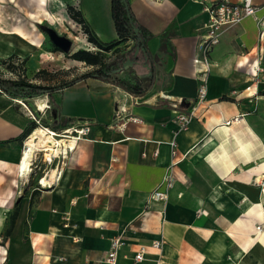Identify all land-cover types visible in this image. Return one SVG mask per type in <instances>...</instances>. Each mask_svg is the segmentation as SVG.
Masks as SVG:
<instances>
[{
    "label": "crops",
    "instance_id": "obj_1",
    "mask_svg": "<svg viewBox=\"0 0 264 264\" xmlns=\"http://www.w3.org/2000/svg\"><path fill=\"white\" fill-rule=\"evenodd\" d=\"M216 1L127 0L149 34L148 56L134 53L132 68L140 76L153 69V83L142 96L96 78L52 92L53 127L89 132L56 168L55 182L34 193L37 170L21 173L22 151L31 115L48 107L0 89V264H107L117 236L116 264H132L142 248L137 264H264V232L256 230L264 223V0L254 1L255 17L221 33L209 53L206 101L197 103L203 5ZM76 4L98 40L116 38L110 0ZM15 37L0 40L2 79L56 86L92 69L71 60L81 68L50 72L43 55L28 56L35 42ZM11 55L13 72L1 63ZM257 62L263 72L254 80ZM192 108L178 130L175 115ZM173 162L166 200L151 199Z\"/></svg>",
    "mask_w": 264,
    "mask_h": 264
},
{
    "label": "trees",
    "instance_id": "obj_2",
    "mask_svg": "<svg viewBox=\"0 0 264 264\" xmlns=\"http://www.w3.org/2000/svg\"><path fill=\"white\" fill-rule=\"evenodd\" d=\"M66 9L71 20L80 25L81 32L86 36L88 43L96 47L97 50L78 49L65 55L71 60L90 66L92 69L69 82H63L56 86L34 84L25 78L15 80L0 78L1 91L13 98L32 99L43 94L50 96L55 90L71 85L78 79L96 78L118 86L133 96H142L147 93L153 83V69H150L144 76L138 75L131 67L122 70L123 75L117 72L126 58L134 54L135 48H139L138 53L148 56L146 42L149 34L133 18L127 0H110V14L116 33V38L110 42L98 40L83 20L79 10H76L72 5H67ZM134 28H138L137 33L134 32ZM53 50L58 51L59 49L54 47ZM15 58V55H11L1 63L5 64L9 71H16L18 65L13 64ZM24 62L25 59L22 60V63ZM36 127L35 123L29 133ZM36 187L33 193L37 191Z\"/></svg>",
    "mask_w": 264,
    "mask_h": 264
},
{
    "label": "built area",
    "instance_id": "obj_3",
    "mask_svg": "<svg viewBox=\"0 0 264 264\" xmlns=\"http://www.w3.org/2000/svg\"><path fill=\"white\" fill-rule=\"evenodd\" d=\"M255 0H218L216 2L211 3H204L203 5V13L205 14V20L203 22L202 27L199 29V35H198V43H197V57L195 61L202 65L201 69L197 72V75L199 76V85L197 90V103H204L206 101V73L209 71V53L212 50V48L219 42V37L221 33L231 26H234L236 24H239L241 21H243L247 17H255L257 10L259 7H257L254 4ZM263 23V18L259 20V24ZM77 25L80 29V25L74 23ZM84 35V34H83ZM84 37H86L84 35ZM260 38H263V35H260ZM88 43V42H87ZM87 46L86 50L95 51L97 50L96 47L90 45ZM252 72H251V78L254 80L258 79L259 73L263 72V68L260 64V62L253 63L252 64ZM193 115V108L192 110L187 112H178L175 115V121L178 126V130L185 129L192 118ZM32 116V115H31ZM32 119L35 121L36 124H39L38 120L32 116ZM48 134L51 135V137L54 139L55 142L64 141L65 145L61 146V144H57L54 146L55 149H60L62 151H58L54 153L48 152L46 154V151H43V161L49 164V166H54V168L58 169L59 164L62 163L65 156L68 152H70L73 149L74 144L81 138H83L88 132H89V126L83 125V126H77V127H69V128H63V129H52L50 130L49 127H44ZM31 134V133H30ZM30 134L26 136L29 138ZM25 140V144H26ZM56 144V143H55ZM176 144L175 142H171V154L174 157L176 153ZM48 155V156H46ZM61 156V157H60ZM174 165V162L170 164L169 168H167L163 179L162 184H164V190H154L151 193V199L153 200H166L167 198V191L172 187L173 185V176L171 169ZM32 167L36 166V158L34 156L30 160V166L29 171L26 173L31 172ZM25 173V174H26ZM46 174V173H45ZM45 174L40 177L37 180L36 189H40V187L44 186H50L52 185L55 180L58 178V174L55 175V178L52 182L42 184L41 179L45 176ZM264 191V190H263ZM256 230L258 232H264V223L258 224L256 226ZM123 246V242L121 239L117 237H113L110 240V247L107 251L105 261L107 264H116L117 263V254L120 247ZM152 246L159 248L161 246V241L154 240L152 242ZM143 253L144 249L142 248L139 252H137L133 258L132 264H137L143 260Z\"/></svg>",
    "mask_w": 264,
    "mask_h": 264
},
{
    "label": "rangeland",
    "instance_id": "obj_4",
    "mask_svg": "<svg viewBox=\"0 0 264 264\" xmlns=\"http://www.w3.org/2000/svg\"><path fill=\"white\" fill-rule=\"evenodd\" d=\"M76 3H78V0H0V33H2L3 30L12 33L16 27L28 36V40L26 41H29V43L35 42L34 45H31L32 49L28 55L29 57L32 55H43L46 69L49 68L51 70L50 72H57V70L60 69H68V71L72 70L74 72L81 67L79 65H74L75 63L65 54H70L78 49H86L87 46H89L86 37H84L81 32V28L79 29V27L74 24L67 13L66 6L72 4V6L76 8ZM51 32L64 36L71 41V48L68 52L53 50L55 45L50 37ZM77 38L83 40H77ZM1 39L18 40L14 34L8 35L6 39ZM23 65L22 63V66ZM22 70H24V68L20 66L19 71L22 72ZM73 78H75V75ZM60 83H63V81H60ZM37 98L44 99L43 101H45L46 106L48 108L51 106V108L45 109L44 116L42 115L40 118L32 114L39 122L36 128L49 127L50 130L54 129L53 120H49L50 118H54L55 115L53 105L49 104L50 102L52 103L51 97L43 94ZM58 151L62 150L59 149ZM43 153V151H35L34 153L37 167H32L31 171L37 170V180L45 173L44 177L49 180L52 174L51 171L54 168L43 161Z\"/></svg>",
    "mask_w": 264,
    "mask_h": 264
},
{
    "label": "bare ground",
    "instance_id": "obj_5",
    "mask_svg": "<svg viewBox=\"0 0 264 264\" xmlns=\"http://www.w3.org/2000/svg\"><path fill=\"white\" fill-rule=\"evenodd\" d=\"M13 33L15 34V36L19 38V40H28V36L24 32L18 30L16 27ZM13 33L7 30H3L2 33H0V35L6 36V35H11ZM33 43L34 42H31V44ZM34 102H35L34 104L41 110L47 107L45 101H43L42 99L35 98ZM58 143L61 144V146L65 145L64 141H59ZM58 143L54 141V139L51 137L50 134H48V131L44 127L35 128L31 132L29 138H27L25 147L23 148V151H22V161L20 164L21 173L24 174L29 171L30 160L34 156L35 151L37 152L46 151V154L51 151L50 152L51 154L52 153L55 154L58 149H55L54 146L57 145ZM56 172H57V169L53 168V170L51 171L52 174L50 175L49 180L43 177L41 179V183L46 184V183L52 182L55 178Z\"/></svg>",
    "mask_w": 264,
    "mask_h": 264
},
{
    "label": "water",
    "instance_id": "obj_6",
    "mask_svg": "<svg viewBox=\"0 0 264 264\" xmlns=\"http://www.w3.org/2000/svg\"><path fill=\"white\" fill-rule=\"evenodd\" d=\"M134 32H138V28H134ZM51 40L55 47H57L62 52H68V50L71 48V41L61 35H57L55 32L50 33ZM139 52V48H135L134 53L137 54ZM134 62L127 57L126 60L123 62L121 68L117 72H121L122 70L133 66Z\"/></svg>",
    "mask_w": 264,
    "mask_h": 264
}]
</instances>
